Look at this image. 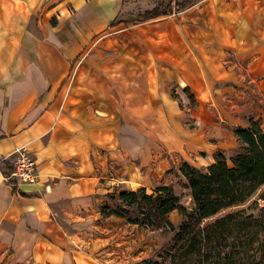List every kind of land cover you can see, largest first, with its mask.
<instances>
[{
  "label": "crops",
  "instance_id": "crops-1",
  "mask_svg": "<svg viewBox=\"0 0 264 264\" xmlns=\"http://www.w3.org/2000/svg\"><path fill=\"white\" fill-rule=\"evenodd\" d=\"M139 2L152 3L0 0V160L12 167L25 146L36 161L34 184L0 169V264H102L80 250L82 229L139 157L177 143L172 88L202 111L264 77V0H200L128 24Z\"/></svg>",
  "mask_w": 264,
  "mask_h": 264
},
{
  "label": "trees",
  "instance_id": "trees-1",
  "mask_svg": "<svg viewBox=\"0 0 264 264\" xmlns=\"http://www.w3.org/2000/svg\"><path fill=\"white\" fill-rule=\"evenodd\" d=\"M199 1L158 3L135 22L178 13ZM183 92L194 105L189 89ZM233 135L238 151L231 158L216 152L206 167L182 162L174 170L189 191L190 209L182 205L170 185L150 194L139 188L108 196L112 208H100L103 218L128 217L133 225L172 234L171 245L158 261L143 260L142 264H264V130L250 119L246 127L234 128ZM0 169L5 177L12 171L4 160H0ZM173 212L182 218L177 225L169 220Z\"/></svg>",
  "mask_w": 264,
  "mask_h": 264
},
{
  "label": "rangeland",
  "instance_id": "rangeland-1",
  "mask_svg": "<svg viewBox=\"0 0 264 264\" xmlns=\"http://www.w3.org/2000/svg\"><path fill=\"white\" fill-rule=\"evenodd\" d=\"M151 1V4L139 2L133 7L126 8L122 14L124 20L128 24L138 21L145 11L151 10L158 3L170 2V0ZM118 45H120L119 41ZM88 56L87 54L85 58L78 60V63L87 64ZM100 61L104 62V59H100L99 56L98 58L94 56L91 60L93 63ZM72 76L73 73L68 85L72 81ZM261 81H264V77L250 86L230 88L232 93L220 98V102L206 104L202 111L189 110L193 105L189 104L190 102H183L173 87L172 96L178 101L179 109L183 112L182 119H178V123L173 124L179 137L177 143L170 144L171 146L160 145L154 158L143 154L142 158L137 159L141 165L133 175L128 167L126 173H129L130 180L124 185L126 190L143 185L150 194L157 187L170 185L180 197L182 205L190 209L189 191L184 187V180L175 176L174 170L182 162L196 168L206 167L212 162L216 152H221L228 159L231 158L238 151L233 130L236 127H246L250 119L257 120L264 130V94L259 91ZM107 152L109 151L105 153ZM110 172L115 175L114 169ZM112 193L114 191L110 194ZM110 194L103 198L89 225L82 229L84 243L80 245V250L92 258L102 260V264H142L143 260L158 261L162 251L171 245L172 234L166 229L151 231L143 226L133 225L128 217L120 218L112 215L103 218L100 215V208L104 205L112 208L108 197ZM181 219L178 212L169 215L173 225H177Z\"/></svg>",
  "mask_w": 264,
  "mask_h": 264
},
{
  "label": "built area",
  "instance_id": "built-area-1",
  "mask_svg": "<svg viewBox=\"0 0 264 264\" xmlns=\"http://www.w3.org/2000/svg\"><path fill=\"white\" fill-rule=\"evenodd\" d=\"M12 171L9 180L23 184H34L36 181V161L29 150L22 146L14 152Z\"/></svg>",
  "mask_w": 264,
  "mask_h": 264
}]
</instances>
